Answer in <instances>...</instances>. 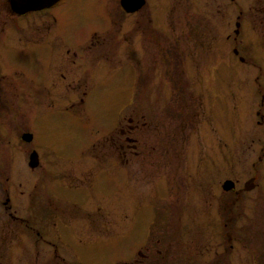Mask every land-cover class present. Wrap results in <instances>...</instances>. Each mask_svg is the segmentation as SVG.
I'll list each match as a JSON object with an SVG mask.
<instances>
[{
    "label": "rangeland",
    "instance_id": "1",
    "mask_svg": "<svg viewBox=\"0 0 264 264\" xmlns=\"http://www.w3.org/2000/svg\"><path fill=\"white\" fill-rule=\"evenodd\" d=\"M248 2L242 4L247 7ZM109 4L110 0H78L75 10L72 4L63 7L59 39L81 46L98 34L103 42V15ZM224 4L221 18L215 13V1L180 0L173 18L165 16L164 22L171 23L182 42L195 41L188 37L196 32L200 35L207 26L206 41L226 44L225 36L234 28V8L230 0ZM111 31L112 26L106 35L112 47L106 61L109 65L101 62L88 69L92 76L97 75L96 80L80 85L90 93L81 96L77 105L73 106L71 98L58 97L56 86L42 84L54 70L53 51L64 44L56 38L32 46L27 62L20 65L22 74L33 82L30 98L0 97V264H122L140 251L146 255H138L140 259L155 258L154 248L164 254L168 246L173 252L171 264H192L193 253L198 256L196 264H264V258L258 259L252 252L258 245L253 240L239 246L238 258L221 253L213 259L214 251L222 250L219 237H215L216 220L201 221L199 208L188 204L186 193L190 188L193 195L190 186L202 174H207L208 182L213 177L218 185L223 175L250 172L253 163L256 170L264 171L263 142L248 145L250 138L259 137L255 133L259 130L250 126L256 119L254 112L248 110V104L233 108L236 90L251 92L258 89L256 84L264 83L244 82L239 76L212 79L209 75L203 81L189 82L195 75V59H185L187 45L181 46L185 52L180 55V68L171 74L169 70L168 75L160 68L166 76L152 78L148 71H140L135 61L115 59L120 51L114 42L120 46L121 33L116 36ZM248 47L249 57L261 70L249 66L250 60L248 66L235 61L239 75L264 71L250 45L241 46L242 53L248 54ZM167 54L160 62L163 57L164 62H171ZM91 55L80 62V75L91 63L96 64L97 56ZM206 56L210 60L215 53ZM162 84L167 87L164 91L158 90ZM189 90L194 95L203 93L204 108L187 127L195 112ZM13 110L15 114L4 119ZM29 111L34 114L28 118L30 124L25 122ZM133 115L134 122L128 123L125 118ZM126 123L139 125L132 133L138 138L137 149L124 145L121 130L127 129ZM25 128H32L34 144L20 139ZM171 129L175 139L163 140ZM156 137L162 140L159 144ZM33 145L45 154L35 170L27 166ZM123 150L128 154L127 163L121 161ZM156 154L161 160L160 172L155 168ZM158 175L166 178L171 193H154ZM260 180L262 183L264 178ZM250 204L245 218L251 223L249 232H257L256 239L261 229L264 231V198ZM4 206L9 209L5 211ZM187 252L192 257L186 261Z\"/></svg>",
    "mask_w": 264,
    "mask_h": 264
},
{
    "label": "flooded vegetation",
    "instance_id": "2",
    "mask_svg": "<svg viewBox=\"0 0 264 264\" xmlns=\"http://www.w3.org/2000/svg\"><path fill=\"white\" fill-rule=\"evenodd\" d=\"M30 1L31 0H0V97L30 98V86L33 82L28 80L25 74H22L20 65H25V62H27L26 54L32 46H37V44H48V42L50 43V41L55 38L60 40L57 32L60 18L59 11L70 4H72L75 10V3H77L78 0H57L51 6L38 10H31ZM179 1L180 0H110L109 8H107V12L105 11L103 15L106 27L104 31V41H101L102 38L99 37L101 35L98 36V34H96L91 37L87 44L81 45L84 47H81L79 44L74 45L60 40L64 44L62 47H59V51H53L54 48L51 45V50L56 56V64L54 70H51L50 74L44 77L42 84H44V86H56V95L60 98H71L70 101L73 106L78 104V99L81 96H89L90 90L87 87L81 88L80 85L83 83L85 85L90 84L96 80L97 75L92 76L88 72V69L93 68L101 62H104V65H109V62L106 61H109L108 55L111 53L112 47L109 39L106 40V35L109 33L108 28H111V26V35L117 36V32L121 33L120 46H118L117 42H114V46L120 51L115 55V59L135 61L133 63L138 64L139 70L143 72L148 71L147 75L151 73L152 78L165 77L168 75L169 70L171 74L176 67L180 68V65H182L180 55L181 52H185L181 50V46L187 45L189 51L185 52V59H195V75L193 78L189 79V82L203 81V77L209 75L212 79H223L225 77L237 78L239 76L244 78L242 79L244 82L250 81L255 82V84L257 82L264 83V71L257 74L239 75V65H235V61H238L240 65L248 66L249 62L246 61L250 60L251 63L249 66H254L255 68L257 67L258 70H261L260 66L249 57V53L251 52L249 47L248 54L242 53L241 46L250 45V47L254 49L253 51H255L253 52L254 55H252L260 65L263 66L264 70V62L261 60L264 56V0H249L247 7L242 4L243 0H230L234 8V16H232L234 28L226 34L225 38L229 41L226 44L222 43V41L215 43L206 41L207 26L203 27L205 29L204 31H200L202 32L200 35L196 32L193 36L188 37V41L191 38L196 39L193 42H182L178 40L175 36L176 31L173 26L170 22L166 25L164 17L173 18V12L176 11V3ZM199 1L202 2L203 0ZM213 1H215V13L222 18L224 10H221V8L223 6L225 7L224 2L226 0H211V4ZM111 8L113 9L112 14ZM196 12L198 15H201L200 11ZM123 41H125L124 44ZM81 50L88 55L82 54L80 52ZM213 51L215 53V58L207 60L206 53H213ZM166 53H168L167 55L171 58V62H169L168 59V62H164L165 57H163V62H160L159 58L163 55L165 56ZM81 54L83 56H81ZM91 54L97 56H94L96 58V64L91 63L80 75V62L84 60V57L92 56ZM202 54L204 58H201ZM101 55L104 56L98 58ZM259 56H261V58ZM199 60H204V63L199 62ZM207 62L210 63L206 64ZM160 68L166 69L167 74L162 75L159 72ZM22 75L24 78H21ZM256 86L258 89L251 92H245L243 90H236L234 92L235 101L233 108L239 110L242 105L244 107L245 104H248V110H253L256 118L253 124L250 123V126L253 127L254 125L259 130L255 132L259 137L250 138L251 143L248 144L250 147L260 144L261 142L264 144V85L256 84ZM166 88L163 84L158 85V90L160 91L161 89L164 91ZM189 92L188 99L193 112H195L186 124L187 127L197 121L195 114H199L198 112L200 110L203 111L202 109L204 108L203 93L194 95L192 91L189 90ZM216 101L218 100L216 99ZM9 114L14 115L15 110L6 113L4 119H7ZM32 116H34V114L29 111L26 119L27 121L25 122L30 124L28 118ZM248 116L250 120L252 117L249 113ZM125 119L128 123H133L135 120L134 115L126 117ZM125 125H127V123ZM138 127L139 125L135 124L129 125L127 129L122 128L121 135L124 137L125 147H132V149L138 148V138L132 136L133 131ZM25 129L27 131H23L20 137L25 133H30L32 139L26 144L31 145L32 142L34 144L36 138L32 132V128ZM251 130L250 134L254 136L253 129ZM168 138L169 140L175 139L172 129L163 136V140L165 141H167ZM156 140L157 144L162 141L158 140V137H156ZM244 140L245 139H243V142ZM250 147H247V150H249ZM261 151V156L264 157V147ZM32 152L37 154L38 161L45 155L38 151L36 145H33L29 151L28 158ZM56 156L59 157V154ZM127 157L128 154L126 150H123L121 161L127 163ZM257 159L261 161V157ZM154 160L155 168L157 166L158 171L161 162L160 156L156 154ZM252 166L253 168L250 172H243L241 175H223L218 185H216L213 177L210 182H208L207 174H202L201 176H197L196 180L198 182L194 180L193 185L190 186L193 190V195H191L190 188L186 191L188 204H193L199 208L201 212V221H208L210 217L216 220L217 233H215V237H219L218 247L222 248V250L214 251L213 259L218 258L221 253L225 255L235 254L234 256L238 258L240 256L239 246H246L247 241L252 242V240L255 244L258 243L252 250V252L257 254L255 257L258 259L264 258V231L261 229L260 235L255 239V234L257 232H249L248 228L251 223L245 218L246 205H248L249 208L251 202L255 201V203H259L261 199L264 198V181L261 183L260 180L262 177L264 178V171L256 170L254 167L255 163H253ZM133 178H135V176H133ZM135 179H137V177ZM225 181L231 182V188L227 191L223 190V183ZM165 182L166 178L161 175L155 177L156 185L154 193H171V185H165ZM253 193L255 195L251 196ZM224 194H226V196H224ZM255 197H257L256 200L254 199ZM4 209L7 211L9 207L4 206ZM8 215L11 216V213L8 212ZM169 232V236H171L170 229ZM36 235H38V232ZM224 239L225 243H223ZM157 243H160V239L157 240ZM56 251L57 250H54V252ZM154 251L158 255L155 256V258L146 260L140 259L138 255L146 256L140 251L135 257L122 264L172 263L173 252L169 250V246L164 254H162V250L159 248H154ZM189 255L190 254L187 252L186 261L193 256L192 264H196L198 256L194 253L192 256ZM205 261L210 260L207 259Z\"/></svg>",
    "mask_w": 264,
    "mask_h": 264
},
{
    "label": "water",
    "instance_id": "3",
    "mask_svg": "<svg viewBox=\"0 0 264 264\" xmlns=\"http://www.w3.org/2000/svg\"><path fill=\"white\" fill-rule=\"evenodd\" d=\"M57 0H32V10H37V9H42L44 7H49L52 4H54ZM126 1V0H125ZM32 139V135L31 134H24L22 135V140L25 142H30ZM28 166L30 168H36L38 166V159H37V154L35 152L31 153L30 157H29V162H28ZM229 184V185H228ZM231 182H226L224 184V189L225 190H229L231 187Z\"/></svg>",
    "mask_w": 264,
    "mask_h": 264
}]
</instances>
